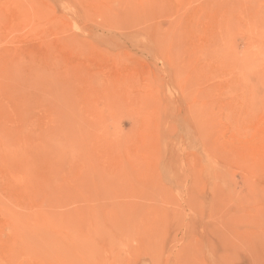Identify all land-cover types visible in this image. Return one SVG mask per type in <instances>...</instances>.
Listing matches in <instances>:
<instances>
[{
    "label": "rangeland",
    "instance_id": "374dc122",
    "mask_svg": "<svg viewBox=\"0 0 264 264\" xmlns=\"http://www.w3.org/2000/svg\"><path fill=\"white\" fill-rule=\"evenodd\" d=\"M0 264H264V0H0Z\"/></svg>",
    "mask_w": 264,
    "mask_h": 264
}]
</instances>
